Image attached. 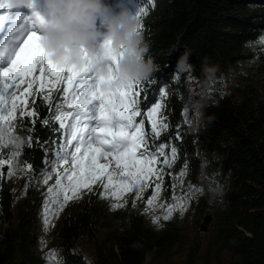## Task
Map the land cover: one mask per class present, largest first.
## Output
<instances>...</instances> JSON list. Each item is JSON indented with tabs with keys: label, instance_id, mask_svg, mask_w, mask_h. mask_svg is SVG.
I'll use <instances>...</instances> for the list:
<instances>
[{
	"label": "trees",
	"instance_id": "1",
	"mask_svg": "<svg viewBox=\"0 0 264 264\" xmlns=\"http://www.w3.org/2000/svg\"><path fill=\"white\" fill-rule=\"evenodd\" d=\"M136 1L148 9L141 29L148 45L145 59L151 57L159 65L148 79L153 82L146 83V98L140 94L142 115L156 102L165 104L161 115L167 117L169 128L157 144L172 138L170 146L178 148L174 168L182 170L187 164L188 180L201 191L215 183L227 188L222 201L209 204L208 196L201 195L193 206L199 225L207 213L213 214L215 231L205 244L194 240L181 264H264V45L258 43L264 36V0ZM119 2L108 0L115 11ZM186 53L189 67L178 69ZM193 82L205 92L194 125L185 123L182 115L185 91ZM161 90L167 92L163 101ZM35 108L40 118L32 133L33 146L25 145L20 155V164H31L32 171L23 174L17 187L6 175L7 165L2 168L0 264L46 263L35 253L47 191L40 172L45 160L51 165L60 132L41 126L50 114L39 98ZM144 123L150 130L149 122ZM31 127L28 118L23 128L19 121L17 135L26 140ZM177 129L182 140L175 138ZM165 151L170 153V147ZM164 170L167 199L171 181ZM54 181L55 175L49 182ZM101 192L85 191L67 206L57 234L61 264H180L172 258L187 234L178 214L157 232L147 224L140 206L133 207L128 200L111 213ZM87 250L93 262L88 261Z\"/></svg>",
	"mask_w": 264,
	"mask_h": 264
},
{
	"label": "snow or ice",
	"instance_id": "2",
	"mask_svg": "<svg viewBox=\"0 0 264 264\" xmlns=\"http://www.w3.org/2000/svg\"><path fill=\"white\" fill-rule=\"evenodd\" d=\"M0 9L6 10L0 13V125L7 126L10 133L8 138L0 136V152L9 146L12 148L8 158H0V166L9 165L7 176L11 178L16 174L14 163H18L23 147L32 148V133L40 118L35 108L37 98L44 102L50 114L41 120V126L60 132V142H54L52 148L54 159L50 166L45 160V169L40 172L44 185L55 175L44 202L45 228L67 202L80 199L94 186L102 188L101 198L111 197L116 201H124L125 195L131 193L135 194L134 200L140 199L147 188L153 187L154 193L146 205L148 209L154 208L163 190L164 167L158 165L162 163L172 168L178 159V148L170 146L172 138L169 143L157 144L169 128L167 117L161 115L166 105L156 102L143 115L140 110V94L144 92L146 98V83L150 85L153 81L121 78L119 60L127 50L122 48L116 52L107 40L103 47L111 75L106 78L95 75L86 52L83 64H57L40 42L39 29L49 21L36 10L34 0L29 5L31 13L27 15L13 7L10 0H0ZM147 11V7H141L137 16L140 18ZM139 28L141 30L143 25ZM258 43L264 45V36ZM54 92L58 94L55 102ZM159 96L163 101L167 92L161 90ZM182 115L185 123H190L187 108ZM18 118L21 128L25 118L32 126L28 129L30 134L20 144L16 143L20 137L15 134ZM145 120L150 130H146ZM178 129L175 138L182 140ZM36 143L39 145L38 137ZM169 147L170 156L165 151ZM20 171H32V165L21 166ZM3 175L0 171V179ZM186 175L187 164L173 177L179 185H171L175 202L167 205L164 221L170 220L174 212L182 215L195 194L201 191L194 185L183 190ZM32 178L29 176V181ZM177 187L181 189L179 196L175 195ZM125 204L126 201L114 203L112 207L122 208ZM158 222L156 218L154 223Z\"/></svg>",
	"mask_w": 264,
	"mask_h": 264
},
{
	"label": "clouds",
	"instance_id": "3",
	"mask_svg": "<svg viewBox=\"0 0 264 264\" xmlns=\"http://www.w3.org/2000/svg\"><path fill=\"white\" fill-rule=\"evenodd\" d=\"M15 8H29L33 0H10ZM44 17L49 23L40 34V42L49 53V58L60 65H80L84 63V54L91 62L93 72L98 78L111 75L108 60L105 56L103 43L110 41L111 48L119 52L122 48L126 53L120 58L118 72L121 78L148 80L159 70L151 57L145 59L148 45L144 42L140 31V18L129 9L115 11L108 0H44ZM103 20L107 27L102 32L98 21ZM104 37L103 42L99 41ZM186 53L178 61V69L189 67ZM106 86V85H105ZM0 136L8 138L7 126L0 125ZM23 138L16 140L17 144ZM223 183L209 184L201 195L208 196V203L222 201L226 195Z\"/></svg>",
	"mask_w": 264,
	"mask_h": 264
},
{
	"label": "rangeland",
	"instance_id": "4",
	"mask_svg": "<svg viewBox=\"0 0 264 264\" xmlns=\"http://www.w3.org/2000/svg\"><path fill=\"white\" fill-rule=\"evenodd\" d=\"M34 3L36 5V10L42 14L45 11L44 0H34ZM117 7H118L116 9L117 12H119L120 10H122L124 8H127L133 14H137L139 9L141 8L138 6L136 0H127V1L121 0V2H119ZM19 11L22 12L23 14H26V15L31 13V9H29V8H21V9H19ZM4 12H6V10L0 9V13H4ZM46 19L49 20L50 18L46 17ZM140 24H142V15L140 17ZM98 26L102 32L107 31V27H106V25L102 19L99 21ZM39 33L42 34V32L40 30H39ZM0 36H2V34H0ZM103 40H104L103 36L99 38V41L101 43L103 42ZM55 94L56 93L54 92L53 95H55ZM204 100H205V92L201 91L195 82H193L191 85H189V84L187 85V88L185 91V96H184V102H185L186 108L188 109V120L190 121V123L192 125H194L198 121L199 113H200L201 106H202ZM29 106L31 107V100L29 101ZM18 122H19V120H17V122H16V133H15L16 135H17ZM11 151H12L11 146L3 149L2 152H0V158H8ZM168 155L170 156V153H168ZM17 159H18V163H14V167L16 169V174L13 175L11 178H9L8 176L7 177L9 179H12L18 187L21 180H22V176H23L24 172L20 171V167L22 166L20 164V156ZM175 164L172 166V168H168L167 166L164 165V167H166L168 169V172L172 174L169 176V179L171 181V185L173 183H176L177 185H179V181L173 178L180 171V169L174 168ZM3 166H0V171H2ZM5 171H7V173H8L9 165H7V167L5 168ZM7 173H6V175H7ZM53 183L49 182V184L47 185V188L49 186H51ZM165 184L166 183H165L164 177H163V188H164ZM190 186H192V184L188 180V175H186L184 177V188H183V190L187 191ZM98 188H100L102 190V188L100 186H94L92 191H96ZM153 193H154V188L149 187L144 191V193L141 194L140 199L134 200L135 194L131 193V194L125 195L124 201H126V203H127L128 200H131L132 204L135 203V206H140L141 211L144 213V215L146 217L147 224L149 226H151L152 228H154L157 232H161L164 229L165 224L167 222V221L163 220V216L167 214V205L175 202L172 199L173 190L171 188L170 197H168L167 199H165L163 197V190H162L161 195H160V199L156 202L154 208L148 209L147 205H146V201L148 198L151 197V195H153ZM147 194L149 195V197L146 199L145 196ZM180 194H181V189H180V187H177L175 195L179 196ZM200 196H201V191H199L195 194V197L188 204L187 209L183 212L182 215L179 212H174V214H173V215H175V214L179 215L180 220H181L182 229L187 234V241L185 243H183L173 254L172 261L174 263H180L181 264L185 261L186 256L189 252V246L192 244V242L194 240L197 239L198 241L205 244L206 242H208V240H210L211 235L215 231V224L213 222L214 216L212 213H207L206 214L207 216L208 215L212 216V222L209 226H207V231L206 232L202 231L201 232L202 234H200L201 228H202V226H204V223L202 222L201 225L198 224L197 215H196L195 209H193V206H195L196 204L199 203ZM47 198H48V194L46 191L45 200ZM105 199L110 203L111 213L121 209V208H113L112 205L114 203H123L124 202V201H116L111 197H108ZM75 200H77V199H74L72 201L67 202L65 207L62 210L58 211V214L52 216L51 224L48 226L47 229L45 228L44 217H43L44 207L41 209L39 226L37 228L38 242H37V245L35 248V253L37 255L42 256L46 260L45 264H61L60 254H59V251L57 248L58 229H59V225H60L61 220L65 216V210H66L67 206ZM156 218H159L158 223H154V220ZM52 225H54V227ZM50 253H53V255H49ZM86 253H87L88 261L93 262L92 252L90 250H87Z\"/></svg>",
	"mask_w": 264,
	"mask_h": 264
},
{
	"label": "water",
	"instance_id": "5",
	"mask_svg": "<svg viewBox=\"0 0 264 264\" xmlns=\"http://www.w3.org/2000/svg\"><path fill=\"white\" fill-rule=\"evenodd\" d=\"M211 222H212V216H210V215L205 216V218L203 220L204 226H202L201 231L206 232L207 226H209L211 224Z\"/></svg>",
	"mask_w": 264,
	"mask_h": 264
},
{
	"label": "bare ground",
	"instance_id": "6",
	"mask_svg": "<svg viewBox=\"0 0 264 264\" xmlns=\"http://www.w3.org/2000/svg\"><path fill=\"white\" fill-rule=\"evenodd\" d=\"M122 7V6H121Z\"/></svg>",
	"mask_w": 264,
	"mask_h": 264
}]
</instances>
